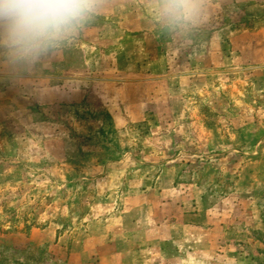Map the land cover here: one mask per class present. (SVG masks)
I'll return each instance as SVG.
<instances>
[{"label":"rangeland","instance_id":"374dc122","mask_svg":"<svg viewBox=\"0 0 264 264\" xmlns=\"http://www.w3.org/2000/svg\"><path fill=\"white\" fill-rule=\"evenodd\" d=\"M100 2L58 54L0 64V264H88L121 216L164 264H264V0H206L185 34Z\"/></svg>","mask_w":264,"mask_h":264},{"label":"clouds","instance_id":"9594fccd","mask_svg":"<svg viewBox=\"0 0 264 264\" xmlns=\"http://www.w3.org/2000/svg\"><path fill=\"white\" fill-rule=\"evenodd\" d=\"M162 31L189 33L207 21L206 0H154ZM102 12L100 0H0V64L28 69L71 44Z\"/></svg>","mask_w":264,"mask_h":264},{"label":"crops","instance_id":"0c3cea01","mask_svg":"<svg viewBox=\"0 0 264 264\" xmlns=\"http://www.w3.org/2000/svg\"><path fill=\"white\" fill-rule=\"evenodd\" d=\"M125 219L121 216L103 220L104 222L99 226L96 235L89 236V243L84 251L88 254V264H164L166 259L162 255V247H154L152 240L149 241L147 240L149 238L142 236H139L141 244L138 245L136 242L138 231L136 230V232L134 229L141 226L137 222ZM151 227L153 228V226H143L144 229ZM47 231L49 230H44L41 234L42 244L50 243L53 240L51 236L46 238ZM51 232L56 239L57 229L50 230L49 235ZM172 248L180 258V264H185L184 258L187 252L185 246L176 244ZM188 252L190 251L188 250Z\"/></svg>","mask_w":264,"mask_h":264}]
</instances>
